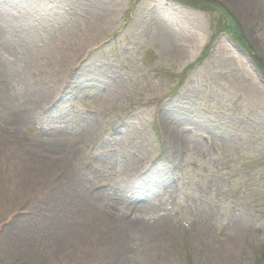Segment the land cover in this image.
<instances>
[{
	"label": "rangeland",
	"instance_id": "rangeland-1",
	"mask_svg": "<svg viewBox=\"0 0 264 264\" xmlns=\"http://www.w3.org/2000/svg\"><path fill=\"white\" fill-rule=\"evenodd\" d=\"M10 1L0 264H264V0H215L235 36L179 0Z\"/></svg>",
	"mask_w": 264,
	"mask_h": 264
},
{
	"label": "bare ground",
	"instance_id": "bare-ground-1",
	"mask_svg": "<svg viewBox=\"0 0 264 264\" xmlns=\"http://www.w3.org/2000/svg\"><path fill=\"white\" fill-rule=\"evenodd\" d=\"M9 9L11 10H17L16 4L14 2H11L10 0H0V21L5 17V14L9 11ZM76 35L69 33V34H63L60 36V38H58V40L55 42L54 45H52V48H40V50L43 53V57L42 60L44 63H46L45 65L47 66V73L46 76L53 78L54 80L56 78H58V73L61 72L63 69L62 66H67V63H71L73 62V53L76 56V54L79 51H75L78 50V46L75 45V40H76ZM63 72V71H62ZM39 73L41 74L42 72L39 71ZM58 84V82H57ZM56 90V89H55ZM32 104L34 105V107L40 108V103H38L37 100V96H33V100L31 101ZM165 131V135H167V139L171 140L173 139L174 141H176V143L181 147H186L188 149L189 144L188 141H186V139H183L181 135H177L176 131L174 129H171L169 127L164 129ZM3 147V145H2ZM1 147V151H3L4 148ZM6 150L3 151V155L2 157L4 158V160H7V156H6ZM55 199V198H54ZM78 217V216H77ZM75 218V216L70 217L71 219L75 220L78 218ZM80 218H82L80 216ZM80 218L78 219V222H81ZM80 220V221H79ZM76 222V221H73ZM77 223V222H76ZM71 224V223H70ZM103 226V224H101ZM107 225V224H106ZM102 226H98V230H100L101 236L103 237V234L105 233V231H108V226L102 231ZM61 230V229H60ZM93 231L97 230L96 225H93L92 227ZM70 231L71 232H75L78 231L77 227H70ZM113 260V259H112ZM112 264H115L114 262Z\"/></svg>",
	"mask_w": 264,
	"mask_h": 264
},
{
	"label": "trees",
	"instance_id": "trees-1",
	"mask_svg": "<svg viewBox=\"0 0 264 264\" xmlns=\"http://www.w3.org/2000/svg\"><path fill=\"white\" fill-rule=\"evenodd\" d=\"M179 1H181V3L187 6L198 9L209 15L216 13L217 15H219L218 20L221 26L224 27V30L228 27V29H226L224 33H226L228 36L236 35V31L234 30L235 28L233 27L232 24H230L226 20L228 19L234 23V20H232L233 18L230 17L228 12L224 10V8L215 0H179ZM255 60H257V66L258 67L261 66L262 69L260 68V70L264 71V64L259 59H255Z\"/></svg>",
	"mask_w": 264,
	"mask_h": 264
}]
</instances>
